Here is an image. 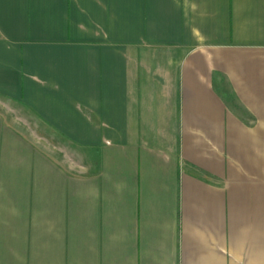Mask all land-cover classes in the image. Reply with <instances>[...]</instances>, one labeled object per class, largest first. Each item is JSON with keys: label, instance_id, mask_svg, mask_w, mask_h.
Returning <instances> with one entry per match:
<instances>
[{"label": "crops", "instance_id": "0c3cea01", "mask_svg": "<svg viewBox=\"0 0 264 264\" xmlns=\"http://www.w3.org/2000/svg\"><path fill=\"white\" fill-rule=\"evenodd\" d=\"M0 264H264V0H0Z\"/></svg>", "mask_w": 264, "mask_h": 264}]
</instances>
